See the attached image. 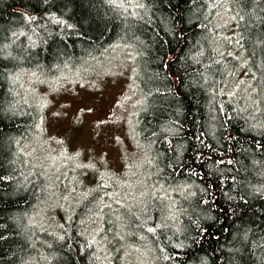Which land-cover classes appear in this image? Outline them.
I'll return each mask as SVG.
<instances>
[{
    "label": "trees",
    "instance_id": "obj_1",
    "mask_svg": "<svg viewBox=\"0 0 264 264\" xmlns=\"http://www.w3.org/2000/svg\"><path fill=\"white\" fill-rule=\"evenodd\" d=\"M123 56L133 195L39 157L40 89ZM0 264H264V0H0Z\"/></svg>",
    "mask_w": 264,
    "mask_h": 264
},
{
    "label": "rangeland",
    "instance_id": "obj_2",
    "mask_svg": "<svg viewBox=\"0 0 264 264\" xmlns=\"http://www.w3.org/2000/svg\"><path fill=\"white\" fill-rule=\"evenodd\" d=\"M132 68L125 56L108 71L64 77L41 88L46 137L40 158L58 171L77 163L90 182L110 176L128 194L140 190L144 160L135 141L138 107ZM139 188V189H138Z\"/></svg>",
    "mask_w": 264,
    "mask_h": 264
}]
</instances>
